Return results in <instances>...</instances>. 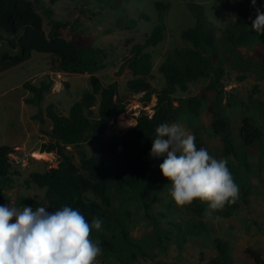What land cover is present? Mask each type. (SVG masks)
<instances>
[{
	"label": "trees",
	"instance_id": "obj_1",
	"mask_svg": "<svg viewBox=\"0 0 264 264\" xmlns=\"http://www.w3.org/2000/svg\"><path fill=\"white\" fill-rule=\"evenodd\" d=\"M55 1L51 0V3ZM224 1V14L234 17L235 24L227 27L220 39L216 27L205 15L204 7L187 4L195 23L183 30L180 37L190 45L165 56L158 67L165 83L160 90L154 89L149 82L153 62L152 54L146 49L163 41L166 31L163 17L171 5L162 0L154 2L158 22L142 44L133 45L134 58L128 65L132 79L126 83L130 93L143 94L140 101L145 106L153 96L156 98L154 112L151 116L143 112L134 126L126 130L117 129L112 135L104 137L109 124L124 113L128 105L127 99L119 95L116 81L104 86L95 75L104 69L107 51L84 42L80 37L67 38L64 34L67 24L55 20L50 7L43 10L49 26L46 31L44 18L36 12L32 0H0V33L6 37L8 48L18 52L16 56L4 54L0 58V74L28 62L33 53H41L49 56L50 72L89 76V87L71 105L67 115L58 113L52 104L47 106L46 115L51 122V129L47 132L50 140L41 145V151L46 152L45 155L54 153L59 162L55 168L45 172H31L24 181L28 188L33 185L44 189L46 203L34 199H24L23 202L34 209L44 206L48 211L68 205L78 209L89 223L93 218L102 219V229L93 230L90 238L100 241L103 260L124 252L122 242H128L125 223L131 219L128 211L130 203L143 199V194L152 188L161 189L166 180L158 170L159 165L154 174L155 160L149 157L151 139L161 123L177 122L182 116L196 120L202 113L205 114L217 147L214 150L207 148L204 139L193 128L191 133L196 137L195 143L198 148L208 149L214 157L227 159L243 203H248L254 189L264 183V102L244 104L233 95L225 97L224 59L219 48L220 44L241 69L259 72L264 79V65H256L251 57L243 58L237 52L238 47L248 48L253 44L264 48V32L259 34L251 29L257 9L264 11V0H256L255 6H252V0ZM133 25L134 22L131 27ZM0 42H4L1 35ZM200 79L208 82L197 96L176 97L178 91L187 92L188 85ZM52 86L53 82L46 79L37 85L26 81L22 88L32 95L26 102L40 104L44 96L51 92ZM227 112H237L242 117L237 136ZM87 141L96 144L99 153L87 157L80 151V163L76 165L67 147H81ZM15 152L12 146L0 145V189L14 186L13 176L18 174L12 165ZM158 161L162 163V158ZM88 194L93 195L94 200ZM193 205V212L200 221L193 220L191 225L188 224V231H182L177 225L183 239L186 235L195 236L210 231L204 216L205 205L197 201L190 206ZM235 210L236 203L227 205L216 215L230 217ZM150 218L158 231L155 218ZM149 243L151 241L146 243V249L135 246L137 254L146 257L151 248ZM214 246L216 255L201 258L198 264H234L227 243L217 239ZM241 255L251 264H264L263 254L255 248H247ZM127 258L133 262L136 254Z\"/></svg>",
	"mask_w": 264,
	"mask_h": 264
},
{
	"label": "rangeland",
	"instance_id": "obj_2",
	"mask_svg": "<svg viewBox=\"0 0 264 264\" xmlns=\"http://www.w3.org/2000/svg\"><path fill=\"white\" fill-rule=\"evenodd\" d=\"M37 13L43 18L44 8L53 10V18L67 24L64 34L67 38L80 37L84 42L107 51L108 57L105 67L95 75L104 86L116 81L119 95L126 98V111L112 121L104 133L108 137L119 129L126 130L136 124L137 117L145 112L152 115L156 98L145 106L141 102L143 94H132L127 90L126 83L132 79L130 70H126L121 78L113 77V72L126 58L132 56V47L142 44L153 26L158 22L154 2L157 0H32ZM169 2L171 7L165 12L163 20L166 27L162 42L154 47H148L152 54V78L150 84L156 90L164 86V78L158 67L165 56L175 49L187 47L190 44L181 39L180 33L192 27L195 18L187 4L192 3L204 7V13L217 29V37L223 36V31L235 24V19L224 14V0H162ZM144 17H147L144 18ZM134 25L131 27V23ZM43 27L47 31L48 23L44 18ZM0 42V58L4 54L18 55L16 50L8 48L7 39ZM220 53L224 59L225 76L223 79L225 97L235 96L238 101L248 104L253 101L264 102V79L259 72L249 68L243 70L234 62L221 45ZM238 54L243 58L251 57L255 64L264 65V48L257 44L251 47H238ZM244 77V78H242ZM53 82L52 90L46 94L38 105L29 104L26 99L32 97L22 88L26 81L38 84L41 80ZM208 80L200 79L188 85L185 93H177V98L197 96L207 85ZM89 87L88 75H66L53 73L49 70V56L33 53L31 59L22 66L13 68L0 74V145L13 146L15 154L12 157L13 169L18 173L13 176L12 188L0 189V204L20 207L26 205L24 199H34L45 202V190L36 186L28 188L24 181L31 172H45L58 165L59 159L54 153L45 155L41 145L47 143L50 137L47 132L51 129V122L46 115V108L52 104L55 110L67 115L71 105L80 99L84 90ZM225 99L223 100V103ZM237 110V109H236ZM230 123L237 136L242 117L237 112H227ZM37 117V118H35ZM190 134L197 130L209 149H215L217 144L210 134L209 118L201 114L196 120H189L182 116L177 121ZM261 122V121H260ZM68 153L76 165L80 163V151L87 157L99 153L97 145L87 141L81 147H67ZM162 162V161H161ZM159 161L155 160L153 172ZM156 174V172H154ZM168 181L165 180L161 189H151L145 192L143 199H138L128 206L131 219L125 223L128 242H122L124 252L115 254L109 260L98 257L99 264H198L201 258L206 259L216 255L214 241L219 239L228 244L229 251L234 258V264H251L241 255L247 248H255L264 256V183L243 203L240 198L236 202V210L230 217H222L219 222L206 220L210 227L209 233L199 235H183L178 233L188 231L187 225L192 221H200L193 212V206L178 208L171 202L168 195ZM91 200L94 196L87 195ZM198 202V201H197ZM200 203V202H199ZM34 209V208H33ZM154 217L158 231L154 229ZM151 247L148 255L142 257L137 254L135 246L146 249V243ZM134 245V246H132ZM136 254V260L131 262L127 258Z\"/></svg>",
	"mask_w": 264,
	"mask_h": 264
},
{
	"label": "clouds",
	"instance_id": "obj_3",
	"mask_svg": "<svg viewBox=\"0 0 264 264\" xmlns=\"http://www.w3.org/2000/svg\"><path fill=\"white\" fill-rule=\"evenodd\" d=\"M251 29L264 32V11L257 9ZM195 139L178 122L161 123L151 139L149 157L162 158L158 170L168 181V195L175 206L198 201L205 205L204 216L216 223L222 219L216 213L235 204L240 189L227 159L198 148ZM102 224L99 218L89 223L68 205L48 211L44 206L0 204V264H99L103 250L90 233L100 231Z\"/></svg>",
	"mask_w": 264,
	"mask_h": 264
},
{
	"label": "water",
	"instance_id": "obj_4",
	"mask_svg": "<svg viewBox=\"0 0 264 264\" xmlns=\"http://www.w3.org/2000/svg\"><path fill=\"white\" fill-rule=\"evenodd\" d=\"M133 58H134V56L132 55V56L124 59L119 64L118 68L116 70H114V72L112 74L113 77H115V78H121L125 74L126 70H128V65L132 62Z\"/></svg>",
	"mask_w": 264,
	"mask_h": 264
},
{
	"label": "bare ground",
	"instance_id": "obj_5",
	"mask_svg": "<svg viewBox=\"0 0 264 264\" xmlns=\"http://www.w3.org/2000/svg\"><path fill=\"white\" fill-rule=\"evenodd\" d=\"M121 116V115H120ZM117 127L120 129V126H119V124H117Z\"/></svg>",
	"mask_w": 264,
	"mask_h": 264
},
{
	"label": "crops",
	"instance_id": "obj_6",
	"mask_svg": "<svg viewBox=\"0 0 264 264\" xmlns=\"http://www.w3.org/2000/svg\"><path fill=\"white\" fill-rule=\"evenodd\" d=\"M25 64V63H24ZM23 65V64H22ZM22 65H20V66H22ZM19 67V66H18ZM16 68V67H15ZM11 70V69H10ZM9 71V70H8ZM7 72V71H6ZM5 73V72H4ZM13 147V146H12Z\"/></svg>",
	"mask_w": 264,
	"mask_h": 264
}]
</instances>
